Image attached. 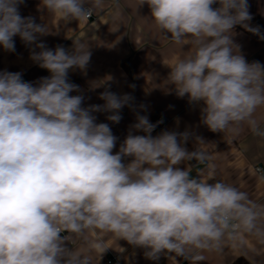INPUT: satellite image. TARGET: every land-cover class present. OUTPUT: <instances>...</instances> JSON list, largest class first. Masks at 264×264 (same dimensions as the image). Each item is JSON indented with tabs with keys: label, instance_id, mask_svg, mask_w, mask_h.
I'll return each mask as SVG.
<instances>
[{
	"label": "clouds",
	"instance_id": "1",
	"mask_svg": "<svg viewBox=\"0 0 264 264\" xmlns=\"http://www.w3.org/2000/svg\"><path fill=\"white\" fill-rule=\"evenodd\" d=\"M24 2L0 0V46L14 52L19 36L33 46L30 59L50 75L33 83L21 72L0 71V264H89L65 245L90 231L142 248L153 261L174 254L192 264L204 260L200 251H219L241 232L264 237L258 224L264 210L222 180L209 183L216 178L214 158L185 147L188 131L153 136L162 121L137 114L114 153L118 137L94 113H111L106 119L118 124L134 98L106 88L102 105L84 107L82 94L71 95L80 88L69 71L85 70L91 51L80 41L71 50L38 42L47 26L20 14ZM102 2L41 0L65 24L90 19ZM145 4L166 39L194 48L166 65L177 97L202 103V123L212 132L247 124L264 136L254 118L264 106V64L249 63L232 39L237 25L264 39L249 24L248 0H138V8ZM185 161L205 164L208 179L181 168ZM87 246L100 254L107 249L99 239Z\"/></svg>",
	"mask_w": 264,
	"mask_h": 264
},
{
	"label": "crops",
	"instance_id": "2",
	"mask_svg": "<svg viewBox=\"0 0 264 264\" xmlns=\"http://www.w3.org/2000/svg\"><path fill=\"white\" fill-rule=\"evenodd\" d=\"M248 4L252 16L250 26L254 21L264 23V0H248ZM20 14L46 24L48 34L39 37L38 42H44L51 49L63 45L71 50L73 41H80L89 48L91 58L87 68L69 71V80L80 88L79 93L71 95L82 94L84 107L102 105L104 101L99 97L106 88L118 95L129 94L134 98L132 107L125 106L121 110L122 119L118 124L106 119L111 113H94L97 123H108L118 137L114 153L119 150L130 125L136 122L137 114L147 115L151 123L157 117L163 124L153 131V136L165 130L188 131L191 136L185 147L189 151L201 149L214 158L211 163L216 178L209 183L222 180L246 192L249 200L264 210V180L260 179L264 176V136L254 135L247 124L241 125L236 132H212L202 123V103L190 104L187 96L177 97L173 86L166 80L170 72L168 66L191 54L194 48L187 41L177 44L166 39L150 17L147 4L138 8V0H103L102 9L94 13L92 19L74 20L67 24L57 14L44 9L41 0H25L20 6ZM233 33L232 39L240 46L246 60L264 64V39L253 37L240 25L234 28ZM14 40V52L5 51L0 46V71L21 72L24 81L33 83L49 76L46 69L30 59L33 46L25 45L19 36ZM254 118L264 129V106L256 110ZM197 138L203 141H197ZM180 167H185L202 181L208 179L205 164L185 161ZM258 168L262 169L261 173ZM258 224L264 231V216ZM97 239L102 240L107 248L102 254L87 246V241ZM65 246L86 256L89 264H108L110 259L116 260L112 264H192V261L174 254L161 255L156 261L147 259L144 249L103 232L90 231L83 237H72ZM198 254L204 260L197 264H234L239 259L249 264H264V237L241 232L235 241L225 239L219 251L204 250Z\"/></svg>",
	"mask_w": 264,
	"mask_h": 264
},
{
	"label": "trees",
	"instance_id": "3",
	"mask_svg": "<svg viewBox=\"0 0 264 264\" xmlns=\"http://www.w3.org/2000/svg\"><path fill=\"white\" fill-rule=\"evenodd\" d=\"M252 27H259L260 33L264 34V23H262L260 21H254L252 23ZM250 34L253 37L257 38V39H260V36H258L256 34H253L252 32H250ZM125 68H126V70H129V66L128 65H125ZM157 121H159V120H157V117H154L153 120H152V123L155 124V123H157ZM160 121H162V120L160 119ZM161 124H163V121L161 123L157 124V127L155 129H158L161 126ZM234 264H249V263L246 260H244V259H239Z\"/></svg>",
	"mask_w": 264,
	"mask_h": 264
},
{
	"label": "built area",
	"instance_id": "4",
	"mask_svg": "<svg viewBox=\"0 0 264 264\" xmlns=\"http://www.w3.org/2000/svg\"><path fill=\"white\" fill-rule=\"evenodd\" d=\"M93 18V16L92 17H90V19H92ZM257 171L259 172V173H261L262 172V169L261 168H258L257 169ZM64 233H62V235H63ZM116 261V260H115ZM114 262V259H110V261H108V264H112Z\"/></svg>",
	"mask_w": 264,
	"mask_h": 264
},
{
	"label": "rangeland",
	"instance_id": "5",
	"mask_svg": "<svg viewBox=\"0 0 264 264\" xmlns=\"http://www.w3.org/2000/svg\"><path fill=\"white\" fill-rule=\"evenodd\" d=\"M115 261V260H114Z\"/></svg>",
	"mask_w": 264,
	"mask_h": 264
}]
</instances>
